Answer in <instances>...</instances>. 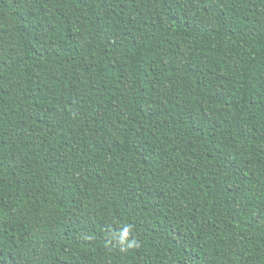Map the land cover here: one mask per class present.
<instances>
[{"label": "trees", "instance_id": "16d2710c", "mask_svg": "<svg viewBox=\"0 0 264 264\" xmlns=\"http://www.w3.org/2000/svg\"><path fill=\"white\" fill-rule=\"evenodd\" d=\"M0 264H264V0H0Z\"/></svg>", "mask_w": 264, "mask_h": 264}]
</instances>
